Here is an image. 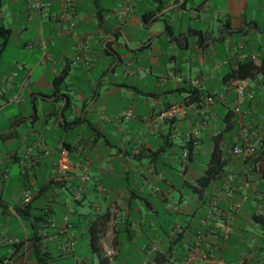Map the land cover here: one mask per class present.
I'll list each match as a JSON object with an SVG mask.
<instances>
[{
    "label": "crops",
    "instance_id": "0c3cea01",
    "mask_svg": "<svg viewBox=\"0 0 264 264\" xmlns=\"http://www.w3.org/2000/svg\"><path fill=\"white\" fill-rule=\"evenodd\" d=\"M41 1L50 4L30 10V0H23L20 11L18 0H0V23L10 29L4 43L0 37V264H149L158 253H165L164 264H264V70L234 84L221 79L244 58L264 64V0H73V14L63 13L61 0ZM156 8V18L143 22ZM29 21L40 35L20 41ZM15 32V58L6 63ZM213 40L229 46L206 71L204 54ZM85 42L88 50L74 63ZM42 44L50 61L40 60ZM174 47L187 53L170 54ZM195 66L200 75L193 88L186 79ZM63 71L67 120L74 123L54 113L61 103L49 96ZM147 76L142 86L127 81ZM177 76L184 80L176 82ZM214 79L221 82L218 92L209 89ZM240 83L246 85L242 96L235 89ZM218 93L221 100L203 105V96ZM174 105L180 111L164 117ZM125 109L134 116L122 119ZM218 119L222 129L215 127ZM178 121L193 129L175 158L168 146ZM195 128L197 144L190 137ZM218 134L226 163L199 194L196 180L206 166L199 170L188 161L206 147L205 137L211 153ZM243 138L256 146L253 156L230 152ZM62 151L71 169L57 182ZM79 162L91 176L85 184ZM93 231L99 253L91 246ZM197 242L199 250L184 263Z\"/></svg>",
    "mask_w": 264,
    "mask_h": 264
},
{
    "label": "built area",
    "instance_id": "2783aa9c",
    "mask_svg": "<svg viewBox=\"0 0 264 264\" xmlns=\"http://www.w3.org/2000/svg\"><path fill=\"white\" fill-rule=\"evenodd\" d=\"M50 3L49 2H42L41 0H30L29 2V9H41L45 6H48ZM61 9L63 11V13L67 12L68 14H73L74 9H73V0H61ZM76 20H72L70 25L73 26L75 24ZM29 46H31V44H29ZM41 62L43 61H50L51 60V55L46 51V47L44 44L41 45ZM88 50V42H85L84 45H80L77 47L74 56H73V62H78L81 61L83 59L84 56V52ZM19 67H23L26 68L23 64H19ZM184 80V78L182 76H177L176 77V82H182ZM189 83V85L191 87H197L199 84V79L198 78H187L186 79ZM24 84L20 85V91L23 90L24 88ZM245 88L246 85L243 83L237 84L235 86V89L238 93V96H242L245 92ZM20 96V92L19 94L15 97V100H18ZM223 98V95L221 93L218 94H206L205 96H203V105L205 107H209L213 104H215L217 101L221 100ZM177 111H180V106L179 105H174L171 106L170 108H168L164 113V117H172L175 115V113ZM203 111V110H201ZM233 111L234 112H238L240 111L239 107L236 105L233 107ZM120 116L122 119H129L132 116H134L133 112L131 109H125L122 110L120 112ZM191 141L193 144H197L198 140H199V130L197 128H195L191 135ZM230 152L232 154L238 155V156H243V157H248V156H253L256 153V146L253 143H250L246 138H243V142L239 143V145H235L231 148ZM184 157H187V152L183 153ZM56 167H57V174L55 175L54 180L57 182L62 181L63 179H65L68 176V173L70 172L71 169V162L68 159L67 153L65 151H62L58 157L57 163H56ZM77 167L79 168V170L81 171L80 175H79V181L81 184H85L87 182L90 181L91 176L88 170V166L85 162H79L77 164ZM246 173L249 172V168H247L245 170ZM80 189L77 190V192L74 194L75 198H78L80 196ZM31 199V195L29 194V192H25L24 194V198L23 200L25 202H28ZM199 250V242H197L195 245H193L189 251L187 252V254L185 255V257L183 258V262L184 263H189L192 258L195 256V254L197 253V251ZM107 254H112L113 250H111L110 248L107 249L106 251ZM149 264H156L155 261H152Z\"/></svg>",
    "mask_w": 264,
    "mask_h": 264
},
{
    "label": "trees",
    "instance_id": "16d2710c",
    "mask_svg": "<svg viewBox=\"0 0 264 264\" xmlns=\"http://www.w3.org/2000/svg\"><path fill=\"white\" fill-rule=\"evenodd\" d=\"M161 8H156L150 11L145 12L142 15V20L145 23H150L156 18V13H158ZM10 34V29L4 27L3 24L0 23V37L2 38V43H4ZM144 45L140 46L138 49H142ZM264 64H255L252 58H244L239 60L235 67L225 72L221 79L223 83L234 84L236 81L244 80L253 76L254 74H258L263 72ZM66 71L61 72L53 79V90L50 92L49 96L53 97L54 102H60L59 110H54V113L60 114L61 118L64 121L69 123H74L76 119H72L71 121L67 120V116L69 113H66V110H70V102L69 98L63 89L66 87ZM190 94H195V90L187 89ZM197 95V94H196ZM229 113V112H228ZM227 114V113H226ZM12 134V130L9 132L2 133V136H9ZM221 135H215L213 139V148L211 150L209 159L206 163V168L204 169L202 175L197 178L196 182L197 185L195 189L199 194H202V191L206 189V187L218 176V174L222 171L223 167L226 163V158L224 156L223 149L220 146ZM264 222V218L261 219ZM96 231V230H95ZM93 231L91 234V246L93 252L99 253V245H98V234ZM157 256H160L159 258ZM157 256L154 258L156 264H164V256L165 253H158ZM40 261H43L44 258L39 257Z\"/></svg>",
    "mask_w": 264,
    "mask_h": 264
},
{
    "label": "rangeland",
    "instance_id": "374dc122",
    "mask_svg": "<svg viewBox=\"0 0 264 264\" xmlns=\"http://www.w3.org/2000/svg\"><path fill=\"white\" fill-rule=\"evenodd\" d=\"M257 1H252L253 2L252 4H258ZM221 2H223V0H220L219 3H221ZM17 6H18V9H20V11H22L24 9L23 0H18V5ZM9 12H11V10H9ZM252 14H253L254 18H256V19L259 18L257 10H255ZM23 18L24 17L21 15L20 19H19L20 20L19 26H21V27L23 26V23L25 22L23 20ZM32 23H34V22H30L31 25H29V28H31L30 31L22 30L20 32V33H22V35L20 37V41L30 39L33 35H36V36L40 35L39 31L37 32L38 29H35V30L33 29ZM44 26L46 27V24ZM212 31H213V36L216 37L218 35L217 27H214V28L212 27ZM44 32H45L44 34H47L46 33V28H44ZM18 37H19V33L18 32H15V33H13L11 35L10 42H9L6 50L4 51L3 60L6 63H8L7 61L12 60L13 58H15V50H14L12 41H14V40L17 41ZM228 46H229L228 45V40L227 41L225 40L224 42H221V41H218V40H213V44L210 46V49H207V51L204 54L205 55V59L207 60L206 63H205V70L206 71L209 70V68H211L210 66L214 63L213 61L215 59H218V60L221 59L220 55L224 54L228 50ZM252 49L255 52H257V50H258L255 47V45H253ZM18 50L22 52V49H18ZM169 53L170 54L171 53L172 54H177L178 56H181V55L185 56L184 54H186L187 51L179 49L177 47H174L171 50H169ZM211 53H214V54H211ZM208 54H211V55H209V57H207ZM191 75H192V78L200 75L198 66L193 67ZM219 76H220V74L217 75V78H219ZM210 77L211 78L215 77V75H213V72L211 73ZM149 78H151V77L147 76L145 80L140 81V80H137L136 77H132V78L130 77V78L127 79V81L129 83H133L134 85H141L142 86L143 84L147 83ZM220 88H221V82L220 81H218V80L215 81V79L211 81V85H209L210 91L218 92L220 90ZM173 97H175V96H173ZM13 107H15V105H13L12 108ZM139 111H140V109L138 107L135 108V112H139ZM175 127L176 128H174L172 130V133H171L172 144H170L168 146V151L170 152L171 157H175L176 158L177 156L181 155V153L183 152V149H186V141H187L188 136H189L188 133H189V130H191L193 128H191V126H189L185 121H178V123L175 125ZM215 127H217V129H222L223 128V121L221 119H218L216 121V126ZM237 129H238L237 126H235V128L233 129L232 132H236ZM49 140L51 141V139H49ZM211 142H212V140H211L210 137H205L204 138L203 144L206 145V147L204 149H199V150L194 151L193 159L188 161L189 165L195 166L199 170H202L206 166V163H207L206 161L208 160V158L210 156V145H211ZM224 149H225V147H224ZM185 190H186L187 195L193 196L192 191L190 190V188L186 187ZM192 222H194V221H192ZM192 228H193V224H191V228H190L191 231H192ZM188 234L191 235L192 233L188 232ZM174 237H176V234H174Z\"/></svg>",
    "mask_w": 264,
    "mask_h": 264
}]
</instances>
